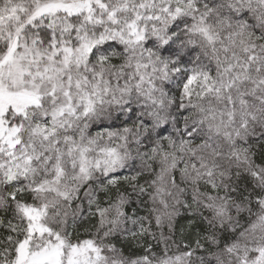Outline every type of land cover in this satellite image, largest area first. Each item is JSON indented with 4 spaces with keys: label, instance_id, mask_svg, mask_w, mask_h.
Wrapping results in <instances>:
<instances>
[{
    "label": "snow or ice",
    "instance_id": "obj_1",
    "mask_svg": "<svg viewBox=\"0 0 264 264\" xmlns=\"http://www.w3.org/2000/svg\"><path fill=\"white\" fill-rule=\"evenodd\" d=\"M0 264H264V0H0Z\"/></svg>",
    "mask_w": 264,
    "mask_h": 264
}]
</instances>
